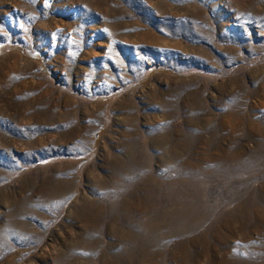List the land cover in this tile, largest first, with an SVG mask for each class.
Masks as SVG:
<instances>
[{
    "label": "rangeland",
    "instance_id": "374dc122",
    "mask_svg": "<svg viewBox=\"0 0 264 264\" xmlns=\"http://www.w3.org/2000/svg\"><path fill=\"white\" fill-rule=\"evenodd\" d=\"M0 264H264V0H0Z\"/></svg>",
    "mask_w": 264,
    "mask_h": 264
}]
</instances>
